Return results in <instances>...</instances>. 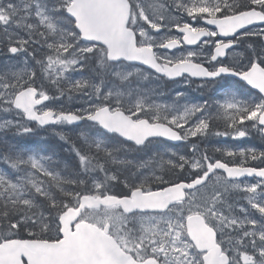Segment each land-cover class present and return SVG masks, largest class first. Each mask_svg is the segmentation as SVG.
Instances as JSON below:
<instances>
[{"label": "snow or ice", "instance_id": "1", "mask_svg": "<svg viewBox=\"0 0 264 264\" xmlns=\"http://www.w3.org/2000/svg\"><path fill=\"white\" fill-rule=\"evenodd\" d=\"M0 264H264V0H0Z\"/></svg>", "mask_w": 264, "mask_h": 264}, {"label": "trees", "instance_id": "2", "mask_svg": "<svg viewBox=\"0 0 264 264\" xmlns=\"http://www.w3.org/2000/svg\"><path fill=\"white\" fill-rule=\"evenodd\" d=\"M247 144H255L253 141H247V142H237L235 146H246Z\"/></svg>", "mask_w": 264, "mask_h": 264}, {"label": "rangeland", "instance_id": "3", "mask_svg": "<svg viewBox=\"0 0 264 264\" xmlns=\"http://www.w3.org/2000/svg\"><path fill=\"white\" fill-rule=\"evenodd\" d=\"M245 142H247V141H245ZM255 144H258V141H253Z\"/></svg>", "mask_w": 264, "mask_h": 264}]
</instances>
